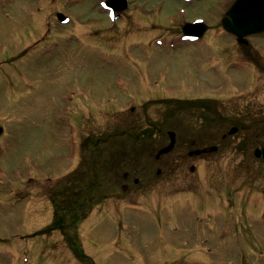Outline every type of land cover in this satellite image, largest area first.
I'll return each mask as SVG.
<instances>
[{
  "label": "rangeland",
  "instance_id": "obj_1",
  "mask_svg": "<svg viewBox=\"0 0 264 264\" xmlns=\"http://www.w3.org/2000/svg\"><path fill=\"white\" fill-rule=\"evenodd\" d=\"M97 1L0 0V139L7 134L0 148V264H86L73 259L59 231L29 235L51 221V213L26 192L38 197L36 180L51 176L42 183L54 184L74 167L73 149L77 160L83 132L110 133L133 125L141 130L152 120L164 121L158 104L144 112L128 108L122 99L227 98L257 82L228 105L234 120L264 116L263 75L256 70L258 80H253L254 68L237 62L235 54L241 60L246 55L219 23L230 0H132L122 20L107 18ZM58 10L72 19L61 31ZM47 17L60 38L41 39L31 48L46 31ZM195 18L208 29L188 39L181 26ZM250 39L264 51V33ZM115 107L124 110L111 111ZM83 117L74 140L73 129ZM191 121L183 113L176 122L182 148L160 162L161 172L152 174L151 184L137 173L136 184L110 192L101 209L80 224L81 245L96 264H264V195L236 223L226 204L228 184H240L233 188L242 192L251 189L252 196L264 189V168L252 155L264 138L262 129L232 136L234 142L244 140L243 156L229 147L223 157L174 161L187 139H205ZM164 136H153L142 155L155 152ZM191 162L193 173L187 168ZM124 163L119 160L115 167L122 170ZM215 176L222 183L210 181ZM195 177L198 187L189 180ZM171 191L183 192L160 198ZM18 192L26 200L14 198ZM156 199L158 206L148 205ZM132 200L148 204L125 207ZM240 232L244 235L237 236Z\"/></svg>",
  "mask_w": 264,
  "mask_h": 264
},
{
  "label": "trees",
  "instance_id": "obj_2",
  "mask_svg": "<svg viewBox=\"0 0 264 264\" xmlns=\"http://www.w3.org/2000/svg\"><path fill=\"white\" fill-rule=\"evenodd\" d=\"M95 179L93 177L89 178L86 182L88 184L87 186H93V181ZM66 187L65 190L67 191H75V194H70L69 192H65L64 189H60L56 195H52V201H54L55 204V210H59L60 212H63V210H68V209H74V219L73 222H77L79 218L82 216V212L78 214L79 208L82 209L85 203L87 202L88 199H91V188L89 190H83L79 188V185L77 181L75 180L73 183H69ZM75 188H71V187ZM63 216L64 214L61 213ZM63 219V218H62ZM63 222L54 219L53 223H51L50 227L51 228H56V229H61Z\"/></svg>",
  "mask_w": 264,
  "mask_h": 264
},
{
  "label": "water",
  "instance_id": "obj_3",
  "mask_svg": "<svg viewBox=\"0 0 264 264\" xmlns=\"http://www.w3.org/2000/svg\"><path fill=\"white\" fill-rule=\"evenodd\" d=\"M223 22L225 27L241 35L245 32L246 22H249V19L245 14L239 12L235 6L225 15Z\"/></svg>",
  "mask_w": 264,
  "mask_h": 264
}]
</instances>
